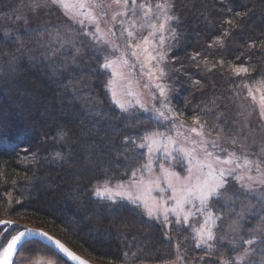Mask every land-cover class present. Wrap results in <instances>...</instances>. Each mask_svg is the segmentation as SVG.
<instances>
[{"label":"trees","instance_id":"16d2710c","mask_svg":"<svg viewBox=\"0 0 264 264\" xmlns=\"http://www.w3.org/2000/svg\"><path fill=\"white\" fill-rule=\"evenodd\" d=\"M30 2L0 0V19ZM172 3L175 38L165 61L171 102L186 117H199L212 135H234L238 89L264 82V0ZM78 36L76 66L75 57L54 62L41 33L20 29L0 37V58L15 61L8 80H0V218H26L105 264H168L178 256L220 264L225 246L215 244L210 255L185 229L93 195L105 179L127 182L145 160V150L131 141L140 143L145 129L169 132L170 123L137 108L120 112L106 91L109 74L100 57ZM240 67L247 72L237 74ZM82 84L90 87L84 100L74 91Z\"/></svg>","mask_w":264,"mask_h":264},{"label":"snow or ice","instance_id":"6c2138e0","mask_svg":"<svg viewBox=\"0 0 264 264\" xmlns=\"http://www.w3.org/2000/svg\"><path fill=\"white\" fill-rule=\"evenodd\" d=\"M48 5L62 10L69 19L81 26V30L86 25L94 26V30L85 31L84 35L90 36L95 43L106 49L101 67L105 71L110 70L111 76L105 87L120 112L128 113L138 106L145 112H152L158 120L168 121L169 114L175 115L168 104L167 85L156 83L153 79L155 77L159 80L166 76L161 67L167 55L166 39L175 38V29L171 27V22L176 19L170 11L174 6L172 0H155L154 3L153 0H32L33 11ZM109 10L111 25L104 32L100 25L102 20L107 22L105 18L109 15ZM166 33L170 36L166 37ZM64 43L71 44L73 41L65 40ZM115 53L119 55H114ZM131 58H134V62ZM137 65L140 75L147 77L146 83L141 84L134 79L132 69ZM240 72H247V68H238L237 74ZM134 87L155 88L159 97L153 94L152 99H159V107L154 104L149 109L139 99ZM258 90L261 91L258 101L259 116L264 119V82ZM248 95L253 102L257 101L251 88ZM192 120L198 126L186 131L194 133L196 138L179 130L176 132L177 136L183 135L185 144L189 145L187 147L178 145L167 132L145 129L140 143L131 141L135 147L145 150L140 153L145 157L142 165L132 170L127 182L113 183L111 179H105L98 182L93 191L96 197L113 204L118 200H126L135 207L142 208L150 218L159 219L162 215L165 223L169 222L170 216H174L175 223L192 229L193 239L197 241L196 247H205L211 255L214 254L212 242L217 239L215 230L220 227L218 221L223 219L214 211L213 202L229 207V200L240 199L237 193L229 191L230 181L236 182L240 190L248 195H257L264 190V145H261L259 152H252L241 142L242 139L247 140V137H226L221 131L211 138V128L206 133L205 124L200 122L199 117L193 116ZM172 126L176 127L174 121ZM63 135L62 133L61 136ZM221 140L239 147L241 151L222 147L219 143ZM125 143H128L127 137ZM173 161H178L185 168L186 175L174 170ZM258 202H264V195L258 196ZM231 210L235 212L234 208ZM242 215L243 213L237 214L238 217ZM190 218H194L195 223H189ZM6 224V221H0V225ZM241 227L238 219L233 222L232 231L238 232ZM3 230L0 228V231ZM253 231L261 232L264 228ZM32 235L34 233L31 230L19 231L13 235L7 245L0 249V264H14L13 256L17 253V245L26 236ZM39 235L46 237L74 264H86L59 241H53L45 233ZM256 242V237L244 240L248 245ZM260 242L264 243V240ZM250 254L251 250L246 248L234 260H224L223 264H244Z\"/></svg>","mask_w":264,"mask_h":264},{"label":"rangeland","instance_id":"374dc122","mask_svg":"<svg viewBox=\"0 0 264 264\" xmlns=\"http://www.w3.org/2000/svg\"><path fill=\"white\" fill-rule=\"evenodd\" d=\"M154 2L155 0H153V3ZM17 17L20 18L17 19ZM105 19L107 22H105V20H102L100 27L102 31L107 32L109 26L111 25V10H109V15ZM173 21L171 22L172 28H174L172 24ZM20 29L33 30L37 33H41V38L44 45L43 51L45 50L44 52L48 53V55H50L49 57H51V59L56 63L62 57H68V59L70 57H75V59H73V61L70 63L71 66H76L79 63L78 58L76 59L77 53L75 51L77 46L76 43L80 39L74 37V33L78 34L79 35L78 37L84 40V43H82L83 46L90 48L94 54L100 57L101 65L104 62V54L106 51L105 47L95 43L90 36L84 35L85 31L94 30V26L86 25L84 30H81V26L79 24L74 23L73 20L69 19L63 13L62 10H60L55 6L52 5L42 6L36 8L35 11H33L32 2H30L29 5H27L24 8H21L19 11L10 13L8 16L4 17L3 19H0V37L6 38L11 34L12 35L17 34V32H19ZM146 34L147 32H145V35ZM165 35L166 37L170 36L169 33H166ZM173 39L174 38L166 39V45H165L167 48L166 57L169 55L173 47L172 45ZM65 40H71L73 41V43L71 44L64 43ZM61 44H63V47H61ZM54 50H55V54H53ZM114 55L118 56L119 53H115ZM131 59L134 62V58ZM165 61L161 65V67H163L164 70H165ZM14 62H15L14 59L10 57H8V59L6 60L0 58V80H8L7 77H9L11 72H13L15 69ZM106 72L109 74V79H110L111 76L110 70ZM132 72L134 73V78H136V80H139L141 84L147 82V77H143L140 75L138 65L134 69H132ZM153 79L154 82L156 83H163L167 85L165 82V77L159 80H157L155 77ZM261 83L262 82L247 86L244 85L238 89L237 91L238 97L235 102L236 109L233 112L235 115L232 118L234 121V124L232 125V129L235 131L234 135L240 138L247 137V140L242 139L241 142L245 143L248 146V150L252 152H259L261 145H264V119H261L259 116V106H258V101L261 95V91L258 89H260ZM88 88L90 87L87 86V84H82L78 88L74 89V91H76L77 93L76 95L79 98L84 100L85 97H81V95L83 93L88 92ZM249 88L252 89L253 95L256 96L257 98L256 102H253L252 97L248 95ZM133 90L137 93L139 99L149 109H151L154 104L156 107H159V99H157L156 101H153L152 99L153 94L159 97V93L156 91L155 88L134 87ZM106 91L111 97L110 92L107 89ZM171 99L172 98L168 91V104L169 107L172 109V112L175 113V115L172 116L171 114H169L170 119L168 121L170 123V130L168 129L169 132L167 133L173 136V138L177 141L178 145H183L187 147L189 145L185 144L183 135L177 136L176 132L177 130H179L182 133L192 135L194 138H196L194 133H187L186 130L192 127H197L198 125L193 122L192 117L188 118L185 116V114L178 112L176 108H174ZM136 108L140 109L138 106ZM140 110L142 112H145L142 109ZM145 113H149L153 115V113L150 111ZM173 121L175 122L176 125L175 128H173L172 126ZM181 125L183 127H180ZM222 132L223 135L226 137L233 136L228 131H222ZM214 137L215 134H213L211 138ZM219 143L222 145V147L228 148L229 150H235L237 152L241 151L239 147H234L233 145H231V143L226 142L225 140H221L219 141ZM28 157L29 155L26 156L25 158ZM52 157L59 159L60 155L57 156V153H53ZM158 163L159 161H157V165ZM172 164L174 165L175 171L181 173L182 175H186L185 168L181 166V164L178 161H173ZM154 167H156V165H154ZM228 189L230 192L237 193L240 196V199L229 200L228 201L229 207L224 206L222 203L213 202L214 211L218 212V214L221 215L223 219L221 221H218L220 227L215 230L217 239L216 241H213L212 244L213 247L216 246L217 244H221L223 247L225 246L229 251L222 256L220 260V264H223L224 260H227L229 262L234 260L235 257H237L246 248L251 250V254L246 258L244 264H264V243L260 242L261 240H264V231L261 232L253 231L254 229L264 228V202H258V196L264 195V190H261V193H258L257 195H248L242 192L239 188V185L234 181L229 182ZM105 201L113 206H115V204L120 202L131 204L126 200H118V202L115 204L107 200ZM232 208L235 209V212L231 210ZM139 209L142 211L144 217H146L147 219L155 221L156 223H159L165 226L166 228L177 227V229L178 228L185 229L193 239L192 229L183 224L175 223L176 218L174 216H170L169 222L165 223L162 215L159 217V219L150 218L143 211L142 208ZM238 213H243L242 217H238L237 216ZM238 219L242 227L238 232H233L232 231L233 222ZM2 220L10 221L12 222V225H4V226L0 225V228L4 229L3 231H0V249L6 246L8 240H10L11 237L17 234L20 230L28 227L38 228L58 238L60 241L66 244L69 247V249H71L73 252L86 258L93 264H105L103 262L91 258L83 251H78L74 249L71 245H69L66 241L61 239L55 233H52L43 227L35 225L26 218H22V219L0 218V221ZM189 223H195L194 218H190ZM196 226L198 227L199 225L197 224ZM249 237H256L257 242L252 245L245 244L244 240H246ZM31 241L33 240L27 241L20 247L16 257L14 258V264H69L64 258H62L55 250H53L48 245L38 241L39 243L42 244L39 245ZM193 243L196 245L197 241L193 239ZM48 248L51 249L53 252H55L56 255L60 256L63 260L59 259L58 256L53 254ZM201 248L207 250L203 246ZM64 261L66 263H64ZM168 264H200V263L196 261L189 262L186 261L185 259L182 260L180 258L179 259L176 258L175 262H171Z\"/></svg>","mask_w":264,"mask_h":264},{"label":"water","instance_id":"95a60500","mask_svg":"<svg viewBox=\"0 0 264 264\" xmlns=\"http://www.w3.org/2000/svg\"><path fill=\"white\" fill-rule=\"evenodd\" d=\"M2 221H6V222H7L6 225H12V222H10V221H7V220H2ZM2 226H4V225H2ZM24 230H31V232H33L34 235H32V236H26V237L22 240V242H21L20 244L17 245V253H18L20 247H21L24 243H26L27 241H30V240H35V241L42 242V243L48 245L49 247H51V248H52L53 250H55V251H56V252H57L62 258H64L69 264H74V262L71 261V260H69L66 256H64L63 253H60L59 250L55 247V245H54L53 243H51L48 239H46V237H44V236H40V235H39V233H45L46 236H50V237H52V240H53V241H59L61 244H63V245H64V246H65L70 252H72L75 256H77V257H79L81 260L85 261L86 264H93L92 262H90V261L87 260L86 258H84V257L80 256L79 254L73 252L71 249H69V247H68L66 244H64V243H63L62 241H60L58 238L54 237L53 235L49 234L48 232H46V231H44V230H42V229H38V228H30V227H28V228H24V229H22V230H20V231H24ZM15 235H16V234H15ZM6 245H7V244H6ZM17 253L13 256V261H14V258L16 257V255H17Z\"/></svg>","mask_w":264,"mask_h":264}]
</instances>
